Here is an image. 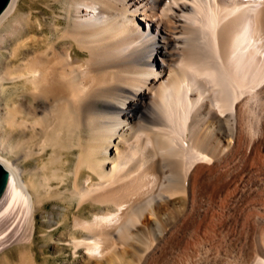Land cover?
I'll list each match as a JSON object with an SVG mask.
<instances>
[{
    "label": "bare ground",
    "instance_id": "1",
    "mask_svg": "<svg viewBox=\"0 0 264 264\" xmlns=\"http://www.w3.org/2000/svg\"><path fill=\"white\" fill-rule=\"evenodd\" d=\"M54 1L0 12V261L53 202L81 264H264V0Z\"/></svg>",
    "mask_w": 264,
    "mask_h": 264
},
{
    "label": "rangeland",
    "instance_id": "2",
    "mask_svg": "<svg viewBox=\"0 0 264 264\" xmlns=\"http://www.w3.org/2000/svg\"><path fill=\"white\" fill-rule=\"evenodd\" d=\"M48 3H49L48 0H21L20 13L25 14V13H31L32 12L31 14L34 13L33 15H38L41 18H43L44 21L45 20L48 21L49 20L48 16L52 14V11L48 8L50 3L49 4ZM51 6L55 12H60L59 10L62 7V1L61 0L56 1V2L54 1L53 4H51ZM61 23L64 24L65 21L61 20ZM47 32L48 31L45 30L41 34L44 35ZM32 34H34V29H28L25 33H23V37L30 36ZM4 46H5V48H8V50L12 47V45H10V43H4ZM0 52H1L0 54H2V56H4L6 58V61L8 64L6 66H9V68L14 67L17 63H19V61L16 59L14 61V59L12 60L11 58H8V57H10L9 52H6V51H0ZM30 54H32V51H29V52L23 54V57H26ZM16 61H18V62H16ZM1 67L2 66L0 65V69H2ZM46 206L44 209H42L36 213V219L38 221V224H36L37 227H36V232H35V238L33 239L34 242H32V244H31V246H29V248L25 247L28 250L27 252L30 253V254L28 253V256H30L29 257L30 260L32 261L33 264H81L82 256L80 253H74L73 254L72 248H67V249L61 248L63 243L59 241V237H60L61 233L63 232L62 228L60 227L58 229H55L57 226H54L53 228L50 229V228H46L43 225V224H46L44 222L45 221L44 217H49L51 215V212L55 208L53 202H49ZM93 209H95V207H93ZM86 214L89 215L90 213L85 212V215ZM57 218H58L57 215L54 214V221L52 222V224L53 223L55 224V222L57 221ZM43 232H46L48 234L44 236ZM221 234H223V233H220L219 235L222 236ZM217 235L218 234L214 235V240H213L214 242L212 241V245L213 244L214 245L213 246L210 245L211 249L209 247L205 248L209 252H207L205 249L203 250V248H201V250H199L195 254L192 253V256H190L191 254H186V253L184 254V252L183 253L180 252L181 254L177 253V254L172 255L171 256L172 259L169 258L170 262L172 261L171 262L172 264H187L188 262H189L188 264H190V263L191 264H195V263L196 264H203V263L204 264H207V263L208 264H213V263L219 264L218 262H220V264H223L222 262H224V264H230V263L236 264L232 259L233 258L232 256H234V254H235L234 249H232V247H229L226 244L227 241L225 240L224 237L221 239V237L217 236ZM216 237L217 238L219 237V238L217 239ZM220 239H221V241H220ZM220 242H221V244H219ZM210 244H211V242H210ZM216 244H219V245L223 244L222 249L218 250ZM17 245L18 244L12 243V244H9L8 246H6L4 248L5 259H2L0 261V264H18V260H19L18 256H19V251L21 250L20 249L21 247L19 245L18 246ZM216 249H217V251H215ZM222 250L224 251L223 254H222V252H223ZM211 252H213V253H211ZM197 254H199V255H197ZM229 254H231L232 256ZM203 255H205V256H203ZM222 255H224L223 257L224 258L226 257V258L222 259L223 258ZM215 256H216V258H215ZM229 256H231L232 258H230ZM200 257H202V259H200ZM135 258H134V256L124 255V256L114 260V262L115 261H117V262L114 263L113 261H111V263L112 262H113L112 264L135 263L136 262ZM203 258H205V259L203 260ZM173 259H176V260H173ZM192 259L195 261L193 262ZM196 259H198L199 261ZM224 260L225 261L227 260L229 263L227 261L225 262ZM202 261H203V263H202ZM170 262L168 260L167 264H171ZM246 262L244 264H252V262L251 263H248V262L246 263ZM95 263L96 262L90 261V263H87V264H95ZM101 264H106V262L103 261V262H101Z\"/></svg>",
    "mask_w": 264,
    "mask_h": 264
},
{
    "label": "water",
    "instance_id": "3",
    "mask_svg": "<svg viewBox=\"0 0 264 264\" xmlns=\"http://www.w3.org/2000/svg\"><path fill=\"white\" fill-rule=\"evenodd\" d=\"M9 0H0V12L4 9L7 5ZM8 173L5 168H3L0 164V195L5 187L7 181Z\"/></svg>",
    "mask_w": 264,
    "mask_h": 264
}]
</instances>
